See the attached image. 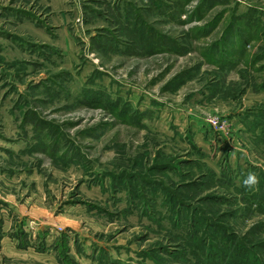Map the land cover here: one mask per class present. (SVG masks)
<instances>
[{"label":"rangeland","instance_id":"1","mask_svg":"<svg viewBox=\"0 0 264 264\" xmlns=\"http://www.w3.org/2000/svg\"><path fill=\"white\" fill-rule=\"evenodd\" d=\"M63 5L0 0V264H264V0Z\"/></svg>","mask_w":264,"mask_h":264},{"label":"trees","instance_id":"2","mask_svg":"<svg viewBox=\"0 0 264 264\" xmlns=\"http://www.w3.org/2000/svg\"><path fill=\"white\" fill-rule=\"evenodd\" d=\"M225 233V232H224ZM24 235H26V233L22 230V231H20L19 233H16V234H14L13 236L14 237H18V239H19V247H21V248H26L27 246H28V244H27V239H25L23 236ZM226 237V236H225ZM233 235L232 234H229L226 238L227 239H224L223 240V242L222 243H220V249L218 250L219 252H221V253H224V250H226V249H231L230 248V244H228L229 242H230V239H233ZM219 238V235H217V239ZM205 240H209V241H207V243H208V245H209V247L210 248H212V250H209V252L208 253H210L211 251H213V249H214V247H215V242L217 241L216 240V238H215V236H213V237H208L207 239H204V241ZM215 241V242H214ZM217 251V252H218ZM217 252H215V253H211V254H209V255H211L212 256V254H215L216 256L218 255L217 254ZM236 254H238L237 252H236ZM236 254H232V256L231 257H228L227 256V259H229L230 258V261L227 263V264H244L245 263V261L244 260H240V261H238L239 260V258H237L235 255ZM224 256H226L225 254H223ZM238 256V255H237ZM67 261H70V260H66V256H64V258L61 260V262H62V264H68V263H66ZM72 262V261H71ZM238 262V263H237ZM73 264V263H72ZM205 264H218L217 262H215V261H209V262H207V263H205ZM246 264V263H245Z\"/></svg>","mask_w":264,"mask_h":264},{"label":"crops","instance_id":"3","mask_svg":"<svg viewBox=\"0 0 264 264\" xmlns=\"http://www.w3.org/2000/svg\"><path fill=\"white\" fill-rule=\"evenodd\" d=\"M45 1L48 2L49 7L52 8L53 10H54V9H57V8L64 7L63 4H65V0H45ZM65 12H68V11L65 10ZM60 13H62L63 15H65V13H63L62 11H61ZM69 14H70V12H69ZM27 20H28V19H26L25 17H23L22 20H20L19 22L25 24V22H26ZM65 20H66V19H65ZM65 20H64V21H65ZM19 22H18V23H19ZM32 23H33V22H32ZM32 23H28V26H29L30 28H32L33 31L36 32V27H35L36 24H34V23L32 24ZM44 24H45V23H44ZM36 26H37V25H36ZM60 26H61L62 28H64V29L67 30L66 23H61ZM40 32H41L40 30H37V33H38V34H39ZM20 40H21V39H20ZM22 43H23V39L20 41V44H22ZM33 45H34V44H33ZM1 49L4 50L3 44H1ZM6 201H8V202L11 204V205H9L10 207H11V206L13 207L12 203H14V202L9 201V200H7V199H6ZM11 202H12V203H11ZM7 214H8V213H7ZM24 232H25V231H24ZM6 236H9V235L6 234ZM9 237H10V239H11L12 241H14L15 238H12L11 236H9ZM15 241H16L15 246H16L17 248H21V247H19L18 240H15Z\"/></svg>","mask_w":264,"mask_h":264},{"label":"clouds","instance_id":"4","mask_svg":"<svg viewBox=\"0 0 264 264\" xmlns=\"http://www.w3.org/2000/svg\"><path fill=\"white\" fill-rule=\"evenodd\" d=\"M245 186L251 187L257 183V178L254 174H249L248 177L243 181Z\"/></svg>","mask_w":264,"mask_h":264}]
</instances>
